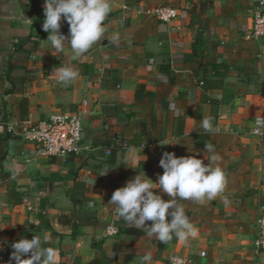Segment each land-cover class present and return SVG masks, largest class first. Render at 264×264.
Here are the masks:
<instances>
[{
  "label": "crops",
  "instance_id": "1",
  "mask_svg": "<svg viewBox=\"0 0 264 264\" xmlns=\"http://www.w3.org/2000/svg\"><path fill=\"white\" fill-rule=\"evenodd\" d=\"M43 5L0 0V264H15L11 244L33 236L48 237L53 264H142L149 252L150 264L173 255L264 264V251L253 249L264 213V127L255 123L264 118V39L247 37L256 0H111L104 38L79 58L68 49L55 56ZM162 5L178 9L168 24L150 14ZM60 30L68 35V24ZM61 64L74 67L73 80H59ZM82 108L88 148L79 154L39 155L5 128ZM205 117L214 132L200 127ZM188 144L201 155L213 146L225 188L203 204L177 198L197 236L162 244L108 201L139 171L155 182L162 154L192 155ZM129 148L139 169L124 165ZM109 223L118 225L110 236Z\"/></svg>",
  "mask_w": 264,
  "mask_h": 264
},
{
  "label": "clouds",
  "instance_id": "2",
  "mask_svg": "<svg viewBox=\"0 0 264 264\" xmlns=\"http://www.w3.org/2000/svg\"><path fill=\"white\" fill-rule=\"evenodd\" d=\"M111 11V0H44L42 29L48 34L45 40L55 49V56L68 49L74 58H79L104 38V21ZM62 21L69 26L68 35L60 31ZM58 71L59 80L64 83L76 76L74 67L68 64H61ZM256 124L264 127V118L257 119ZM200 127L206 132H214L209 117L200 121ZM188 151L193 154L178 157L175 153L164 152L159 160L163 173L157 174L155 182L139 171L123 187L114 190L108 205L119 219L162 244L173 238L189 243L196 237L197 229L185 214L184 207L176 203L177 198L203 204L224 191L226 178L221 157L211 144L205 145L202 155L189 144ZM134 159L135 150L129 148L124 165L139 169L133 166ZM142 161L137 160L136 164L141 165ZM107 171L105 169L103 174ZM162 194L168 199L165 200ZM47 240V236H33L13 242L10 261L15 264H53V250L44 246ZM152 259L151 253H146L142 264H150ZM173 264H183V261L174 257Z\"/></svg>",
  "mask_w": 264,
  "mask_h": 264
},
{
  "label": "built area",
  "instance_id": "3",
  "mask_svg": "<svg viewBox=\"0 0 264 264\" xmlns=\"http://www.w3.org/2000/svg\"><path fill=\"white\" fill-rule=\"evenodd\" d=\"M150 14L159 22L168 24L177 17L178 9L162 5L153 8ZM61 33L66 35L64 31H61ZM247 37L256 40L264 39V0H256L252 15V25ZM86 103V100H84L83 105ZM85 112L86 110L83 108L77 112L58 111L37 121H26L19 127H16L12 122L6 121L5 128L8 133L18 134L24 140L32 143L39 155L66 156L68 154H79L82 150L88 148L83 143L82 138V115ZM257 119H260V117ZM253 132L258 133V127H255ZM114 141L117 145H125L119 136H116ZM117 232L118 225L109 223L106 226V235L110 236ZM253 249L256 253L264 251V213L257 221ZM174 257H179L183 264H189V260L181 255H173L166 264H173Z\"/></svg>",
  "mask_w": 264,
  "mask_h": 264
},
{
  "label": "trees",
  "instance_id": "4",
  "mask_svg": "<svg viewBox=\"0 0 264 264\" xmlns=\"http://www.w3.org/2000/svg\"><path fill=\"white\" fill-rule=\"evenodd\" d=\"M62 24L65 25V24H67V22H66V21H62V22H61V25H62ZM196 49H197V47L194 46V50H196ZM186 215H187V214H186Z\"/></svg>",
  "mask_w": 264,
  "mask_h": 264
}]
</instances>
